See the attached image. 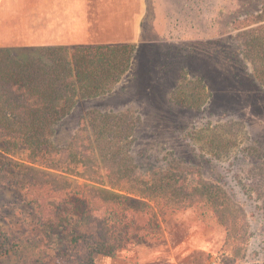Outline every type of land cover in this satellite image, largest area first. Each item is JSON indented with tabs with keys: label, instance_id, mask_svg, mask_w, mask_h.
I'll return each mask as SVG.
<instances>
[{
	"label": "rangeland",
	"instance_id": "374dc122",
	"mask_svg": "<svg viewBox=\"0 0 264 264\" xmlns=\"http://www.w3.org/2000/svg\"><path fill=\"white\" fill-rule=\"evenodd\" d=\"M146 4L141 35L129 43L135 52L128 72L110 93L78 100L57 123L46 169L70 180L74 190L106 178L98 169L103 160L110 168L113 161L132 167V176L144 175L140 166H156L159 173L185 175L190 185L210 184L216 201L165 211L162 241L139 247L138 255L152 257L154 264H220L234 250L230 264H264V88L252 77L234 29L237 20L259 10L260 0ZM136 11V5H124V24ZM127 32L117 43L127 41ZM184 81L204 87L199 108L173 100ZM73 138L74 149L68 148ZM19 206L12 194L1 195L0 227L16 235L26 217ZM215 209L225 215V225L229 220L230 231ZM38 248L25 244L0 264H32ZM137 251L95 255L94 264H132Z\"/></svg>",
	"mask_w": 264,
	"mask_h": 264
},
{
	"label": "trees",
	"instance_id": "16d2710c",
	"mask_svg": "<svg viewBox=\"0 0 264 264\" xmlns=\"http://www.w3.org/2000/svg\"><path fill=\"white\" fill-rule=\"evenodd\" d=\"M234 29L252 77L264 88V0L259 10L237 20ZM134 52L128 43L71 49L0 47V198L12 194L20 205L17 212L26 211L20 234L0 227V258L34 243L40 255L32 264H94L95 255L114 257L162 241L159 220L165 211L214 202L212 185H190L185 175L159 173L156 166L152 171L140 166L144 175L132 176V167L113 161L116 166L110 168L103 160L98 169L106 171V178L90 180L78 190L46 169H51L50 140L57 123L78 100L110 93L128 72ZM182 84L173 100L199 108L204 87L199 82ZM75 141L67 147L74 149ZM213 211L230 231L222 211ZM236 256L233 250L220 264L234 263ZM151 259L138 255L132 264H154Z\"/></svg>",
	"mask_w": 264,
	"mask_h": 264
},
{
	"label": "crops",
	"instance_id": "0c3cea01",
	"mask_svg": "<svg viewBox=\"0 0 264 264\" xmlns=\"http://www.w3.org/2000/svg\"><path fill=\"white\" fill-rule=\"evenodd\" d=\"M137 11L125 19L124 5ZM146 0H0V47L47 48L134 43Z\"/></svg>",
	"mask_w": 264,
	"mask_h": 264
}]
</instances>
